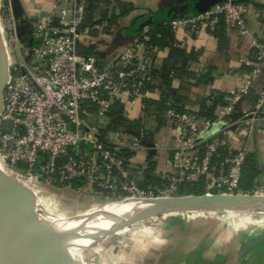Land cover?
Wrapping results in <instances>:
<instances>
[{
  "label": "built area",
  "instance_id": "2783aa9c",
  "mask_svg": "<svg viewBox=\"0 0 264 264\" xmlns=\"http://www.w3.org/2000/svg\"><path fill=\"white\" fill-rule=\"evenodd\" d=\"M14 7V0H0V27L9 59L0 114L2 168L36 188L45 183L76 193L111 195L109 202L178 195L181 185L200 179L205 180L202 194H248L241 193L239 186L248 150L223 155V142L207 136L213 124L232 115L264 62V40L251 34L244 0H219L206 10L170 21L174 32L185 26L199 31L223 22L250 36L256 55L243 59L251 70L213 118L167 108L165 117L178 130V144L166 159L171 170L160 182L147 185L139 182L129 155L145 146L144 135L125 143L110 138L105 127L115 100L144 106L152 92L147 86L152 59L160 47L145 44L141 40L145 32H140L120 55L104 64L98 53L80 49L89 40L84 26L87 0H55L47 14L31 19ZM252 113L264 114V87ZM124 115L130 110L125 109ZM250 194L264 196L262 190Z\"/></svg>",
  "mask_w": 264,
  "mask_h": 264
},
{
  "label": "crops",
  "instance_id": "0c3cea01",
  "mask_svg": "<svg viewBox=\"0 0 264 264\" xmlns=\"http://www.w3.org/2000/svg\"><path fill=\"white\" fill-rule=\"evenodd\" d=\"M248 6L247 24L252 35L264 40V0H244ZM27 19L47 14L55 0H19ZM198 0H97L91 18L86 23L88 42L95 43L104 64H108L132 44L140 32L145 34L158 23H170L173 18L196 12ZM128 9L126 12L124 10ZM176 40L186 51L184 72L175 74L171 92L177 105L198 114L206 101L217 114L222 104L244 82V58H253L256 48L250 36L234 28L205 25L199 31L185 26L175 32ZM92 42H91V41ZM168 57V49L160 47L152 59V68L159 72ZM177 66H182L178 61ZM150 75L148 82L153 81ZM157 82V80L155 81ZM264 87V62L250 91L237 101L226 122H216L208 130L211 140L223 142L226 155L246 148L248 156L242 168L240 192L262 190L264 195V114H253L256 99ZM150 98L159 99L160 90L152 87ZM131 119H138L137 130L111 129L112 139L131 143L143 134V148L131 152L130 166L137 172L141 185L151 183L171 170L166 159L178 144L174 123L153 109L146 110L141 102H124ZM150 176V177H149ZM118 183L120 180L117 179ZM75 198L79 207L102 206L111 195L76 193L63 190ZM80 207V208H81ZM80 210L75 215L84 212ZM260 211L237 210L219 216L201 210H173L139 221V236L134 240L124 231L121 243L112 257L115 264H261L264 259V218ZM74 215V214H73ZM74 215V216H75ZM257 240L254 246H248ZM120 259V260H119Z\"/></svg>",
  "mask_w": 264,
  "mask_h": 264
},
{
  "label": "water",
  "instance_id": "95a60500",
  "mask_svg": "<svg viewBox=\"0 0 264 264\" xmlns=\"http://www.w3.org/2000/svg\"><path fill=\"white\" fill-rule=\"evenodd\" d=\"M218 1L198 0L196 11L206 10ZM14 5L18 14L24 13L19 0H14ZM8 64V53L0 27V114L4 104ZM84 145L83 142L82 147ZM56 161L59 163L60 158ZM31 195L34 192L29 191L22 181L0 167V264H81L66 253L58 234L42 219L37 208L30 210ZM147 199L158 207L154 214L194 209L192 207L264 202V196L256 194H178ZM256 242H252L248 248Z\"/></svg>",
  "mask_w": 264,
  "mask_h": 264
},
{
  "label": "trees",
  "instance_id": "16d2710c",
  "mask_svg": "<svg viewBox=\"0 0 264 264\" xmlns=\"http://www.w3.org/2000/svg\"><path fill=\"white\" fill-rule=\"evenodd\" d=\"M97 0H87V15L84 22V26L88 23V20L92 16V12L95 9ZM128 9L124 10L125 12ZM223 25V22H220L216 26ZM141 40L147 45H157L159 47L168 49V57L163 67L159 72H156L152 68L150 75H152L153 81L148 82L147 86L152 89L158 88L161 92L159 99L146 98L144 100V109L149 110L153 109L157 111L159 115L167 110L169 106H174L178 110H184V108L177 105L175 100V95L171 92V81L175 74H180L184 72V65L186 63V51L179 45L176 40L175 32L172 30L169 23H158L152 25V28L141 37ZM81 51L84 53H98V48L95 43L87 46H81ZM255 58V56L253 57ZM178 61L182 62V66L178 67ZM244 69L247 71L251 70L250 65L244 64ZM157 80V82H155ZM124 102L120 100H115L112 106L108 111L109 122L105 127V131L111 129H130L137 130L140 126L138 119H131L124 115ZM214 106H208L206 101L203 102L202 108L198 114H195L199 117H210L213 118L215 113L213 112ZM194 114V113H193ZM131 155V152L130 154ZM245 163V162H244ZM150 177V176H149ZM152 182H160L159 178H152ZM74 184H77L78 181H74ZM205 191V180L200 179L193 183H185L179 187V194H202Z\"/></svg>",
  "mask_w": 264,
  "mask_h": 264
},
{
  "label": "bare ground",
  "instance_id": "6f19581e",
  "mask_svg": "<svg viewBox=\"0 0 264 264\" xmlns=\"http://www.w3.org/2000/svg\"><path fill=\"white\" fill-rule=\"evenodd\" d=\"M2 169L13 176L11 171L4 168ZM25 185L30 187L33 186L31 183H27ZM29 207L30 210L38 208V203L31 197ZM192 208L206 210L216 208L235 210L245 209L248 211L258 210L264 212V202L256 204L238 203L233 205H214L208 208ZM90 209L91 210L88 209L75 216L60 218L52 222L54 229L58 232V236L66 253L71 258L82 254V252L89 248L95 238L106 230L113 229L115 225L123 226L124 224L136 221L143 216H149L158 211V207L147 198H127L120 201H111L99 207H91ZM50 223V221L47 222L48 225H50ZM58 229L61 230L60 233Z\"/></svg>",
  "mask_w": 264,
  "mask_h": 264
},
{
  "label": "rangeland",
  "instance_id": "374dc122",
  "mask_svg": "<svg viewBox=\"0 0 264 264\" xmlns=\"http://www.w3.org/2000/svg\"><path fill=\"white\" fill-rule=\"evenodd\" d=\"M28 187L29 191L34 192V195L30 197L33 198L38 203V214L46 222H51L50 226L53 227V221H56L60 218L72 217L80 210H86L88 207L83 206L79 207L75 198H71V195H66L63 190L57 189L55 187L49 186L45 183L41 187ZM108 203V202H107ZM106 204V203H105ZM104 205V204H103ZM99 207V206H98ZM91 210V209H89ZM182 210H192V209H182ZM202 212H209V214H217L219 216H225L226 214H234L237 212V209H225V208H216V209H197ZM91 212V211H90ZM258 212V211H257ZM262 212V211H260ZM74 214V215H73ZM264 218V212L259 213ZM156 215V214H154ZM153 215V216H154ZM152 217V216H150ZM149 218V217H142ZM139 221H131L127 224L115 225L114 229H108L105 232L101 233L97 238H95L88 249H86L82 254L74 256V258L81 264H115L118 259L112 257L114 250L118 248L121 243H118V239L121 238V235H116L114 233L108 235L109 232H114L115 230L124 231L125 234H128L127 237L133 238L134 240L141 239L142 236H139L137 230H139ZM118 227V228H117ZM56 234L58 232L54 229ZM60 233V229H58ZM121 240V239H120ZM120 260V259H119ZM264 264V259L262 263Z\"/></svg>",
  "mask_w": 264,
  "mask_h": 264
}]
</instances>
